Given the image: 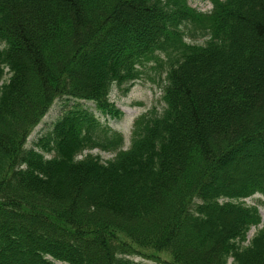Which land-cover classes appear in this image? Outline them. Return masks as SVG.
Masks as SVG:
<instances>
[{"label": "trees", "instance_id": "obj_1", "mask_svg": "<svg viewBox=\"0 0 264 264\" xmlns=\"http://www.w3.org/2000/svg\"><path fill=\"white\" fill-rule=\"evenodd\" d=\"M212 2L0 0V264H147L138 248L264 264V227L245 244L262 221L245 199L264 202V0ZM160 54L165 106L124 150L110 93Z\"/></svg>", "mask_w": 264, "mask_h": 264}, {"label": "rangeland", "instance_id": "obj_2", "mask_svg": "<svg viewBox=\"0 0 264 264\" xmlns=\"http://www.w3.org/2000/svg\"><path fill=\"white\" fill-rule=\"evenodd\" d=\"M189 5L201 12H208L212 6V0H188ZM186 42L203 44V38H193L188 36ZM169 69V62L165 54H160L155 60L141 67V77L131 85L129 90L126 86H114L110 99L121 110L122 114L119 117L105 116L102 120L107 121L109 126L123 134L124 144L123 149L126 150L131 143L132 132L136 119L146 113L152 111L162 112L165 103L163 100L164 86L167 83V75ZM60 102H55L43 120L37 125L29 137V144L31 145L42 134L53 127V122L58 118L61 111ZM87 106H93L92 103H87ZM99 115L98 112H96ZM93 154H98L103 160L113 158L116 154L114 150L94 149ZM246 203L250 205L258 204L259 212L262 221L257 226H252L248 232V240L245 244L253 238L257 232L264 227V202L260 194H255L252 197L245 199ZM132 256L136 261H143L147 264L160 263L163 260H169L171 257L166 252L154 253L152 250L139 249L136 250ZM157 256V257H152ZM231 261V260H230ZM62 264V263H59Z\"/></svg>", "mask_w": 264, "mask_h": 264}]
</instances>
